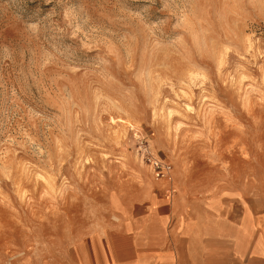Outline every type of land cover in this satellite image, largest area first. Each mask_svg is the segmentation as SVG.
<instances>
[{
  "label": "rangeland",
  "instance_id": "1",
  "mask_svg": "<svg viewBox=\"0 0 264 264\" xmlns=\"http://www.w3.org/2000/svg\"><path fill=\"white\" fill-rule=\"evenodd\" d=\"M231 186L264 198V0H0V264H73L122 201Z\"/></svg>",
  "mask_w": 264,
  "mask_h": 264
},
{
  "label": "crops",
  "instance_id": "2",
  "mask_svg": "<svg viewBox=\"0 0 264 264\" xmlns=\"http://www.w3.org/2000/svg\"><path fill=\"white\" fill-rule=\"evenodd\" d=\"M76 252L73 264H264V198L151 192L122 201Z\"/></svg>",
  "mask_w": 264,
  "mask_h": 264
},
{
  "label": "built area",
  "instance_id": "3",
  "mask_svg": "<svg viewBox=\"0 0 264 264\" xmlns=\"http://www.w3.org/2000/svg\"><path fill=\"white\" fill-rule=\"evenodd\" d=\"M146 157L149 159V165L156 178L168 177L171 170L170 162L151 151L146 154Z\"/></svg>",
  "mask_w": 264,
  "mask_h": 264
}]
</instances>
